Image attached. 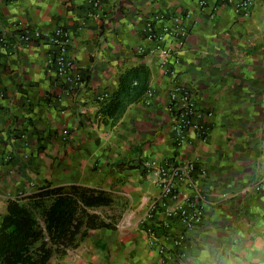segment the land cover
I'll return each instance as SVG.
<instances>
[{
  "label": "crops",
  "instance_id": "1",
  "mask_svg": "<svg viewBox=\"0 0 264 264\" xmlns=\"http://www.w3.org/2000/svg\"><path fill=\"white\" fill-rule=\"evenodd\" d=\"M176 18L187 35L181 47L165 38L162 63L147 28L159 33ZM21 27L65 29L79 80L48 72L45 42L14 46ZM0 35L9 44L0 51V222L8 200L45 184L97 187L123 205L114 230L88 232L47 264H264V0H251L246 17L224 6L200 11L194 0H99L97 10L88 0H0ZM132 67L148 71L147 92L113 126L99 123L97 109ZM175 86L209 113L204 142L188 134L174 144ZM149 159L193 161L202 171L196 228L184 231L163 208L145 220L158 196L141 166ZM158 224L168 258L147 244L144 226Z\"/></svg>",
  "mask_w": 264,
  "mask_h": 264
},
{
  "label": "trees",
  "instance_id": "2",
  "mask_svg": "<svg viewBox=\"0 0 264 264\" xmlns=\"http://www.w3.org/2000/svg\"><path fill=\"white\" fill-rule=\"evenodd\" d=\"M147 90L144 67L125 70L115 91L97 109L98 122L113 126ZM114 204L111 193L85 185L45 184L8 200L0 222V264H47L52 258L63 257L77 248L88 232L114 230L118 217L102 211Z\"/></svg>",
  "mask_w": 264,
  "mask_h": 264
},
{
  "label": "built area",
  "instance_id": "3",
  "mask_svg": "<svg viewBox=\"0 0 264 264\" xmlns=\"http://www.w3.org/2000/svg\"><path fill=\"white\" fill-rule=\"evenodd\" d=\"M197 8L201 10H216L219 7H229L241 17L249 14L251 0H194ZM89 6L97 10L99 0H88ZM89 17L97 18V14L91 12ZM172 28H164L159 33L152 32L147 28V39L152 41L154 49L163 56L162 63L166 62L169 51L163 48L165 38L175 42L177 47L183 45L187 35L185 28L180 26L181 19L176 18ZM45 42L51 48L48 61V72H52L57 78L75 84L79 78L72 74L73 60L68 55L67 48L70 42L68 32L63 28H55L49 33H41L34 29L25 27L19 28L15 45H27L30 43ZM0 51L6 55L9 53V44L6 38L0 35ZM169 72V71H168ZM167 112L170 118V127L173 134L174 144L177 146L188 142L187 135L204 142L208 135V128L203 118L209 116L195 104L193 92L189 89L175 86L169 94ZM98 118V117H97ZM142 169L147 173H153V185L158 190V196L153 199L145 216L149 219L156 208L165 209V215L175 217L184 231L192 230L201 223V212L197 207V199L200 198L199 188L196 183V175L202 176V171L198 170L193 161H156L154 159L145 160L141 164ZM181 188L190 191V196L181 194ZM180 203L178 204V202ZM145 221L142 222V224ZM164 224L155 227L144 226V233L147 237V244L155 247L159 255L168 258V251L164 245L158 242L159 238H165ZM172 247L182 248V236L171 239ZM162 264V261L160 262Z\"/></svg>",
  "mask_w": 264,
  "mask_h": 264
},
{
  "label": "rangeland",
  "instance_id": "4",
  "mask_svg": "<svg viewBox=\"0 0 264 264\" xmlns=\"http://www.w3.org/2000/svg\"><path fill=\"white\" fill-rule=\"evenodd\" d=\"M122 208H123V205H122L121 203H119V202H115V204H114L113 207H111L110 209L105 208V209H103L102 211H103L104 213H107V214H114V215H116V216L118 217V219H119L120 214H121V211H122ZM96 212H100V211L97 210ZM103 212H102V213H103ZM117 221H118V220H117Z\"/></svg>",
  "mask_w": 264,
  "mask_h": 264
}]
</instances>
